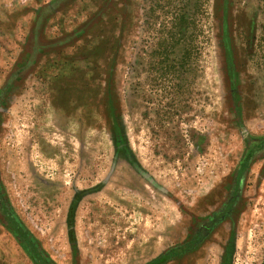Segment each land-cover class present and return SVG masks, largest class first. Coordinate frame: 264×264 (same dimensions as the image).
I'll list each match as a JSON object with an SVG mask.
<instances>
[{
  "label": "rangeland",
  "instance_id": "rangeland-1",
  "mask_svg": "<svg viewBox=\"0 0 264 264\" xmlns=\"http://www.w3.org/2000/svg\"><path fill=\"white\" fill-rule=\"evenodd\" d=\"M162 256L264 264V0H0V264Z\"/></svg>",
  "mask_w": 264,
  "mask_h": 264
},
{
  "label": "trees",
  "instance_id": "trees-1",
  "mask_svg": "<svg viewBox=\"0 0 264 264\" xmlns=\"http://www.w3.org/2000/svg\"><path fill=\"white\" fill-rule=\"evenodd\" d=\"M247 159H248V156H247ZM6 204L4 203L3 207L5 206ZM6 208L7 210L9 211V207L6 205ZM9 215L10 217L12 218L11 219V227L16 231L17 229H20L23 234L25 235V237L27 238V242L29 244V246L31 248H36V245H35V242L34 240L31 239V237L29 236L28 232L25 231V229L23 228L21 222L17 219V217H15L10 211H9ZM195 240H197V238H195ZM197 241H195L194 243L193 242H188L184 245H182V247L178 248L176 250V253L177 254H182L184 252H187L189 251V248L193 247L195 244H196ZM171 257L170 256H162L161 258H159L158 260H155L153 261L152 263L150 264H165ZM49 262V261H48Z\"/></svg>",
  "mask_w": 264,
  "mask_h": 264
}]
</instances>
